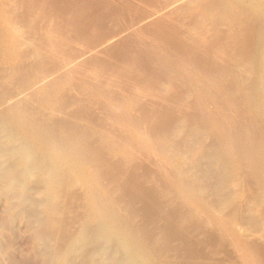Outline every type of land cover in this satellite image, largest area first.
Wrapping results in <instances>:
<instances>
[{"label": "bare ground", "instance_id": "bare-ground-1", "mask_svg": "<svg viewBox=\"0 0 264 264\" xmlns=\"http://www.w3.org/2000/svg\"><path fill=\"white\" fill-rule=\"evenodd\" d=\"M147 1L127 22L156 41L155 57L115 54L122 71L107 76L93 56L111 52L123 23L90 33L77 8L51 17L47 0H0V57L17 62L2 72L15 89L0 96V189L12 214L0 226L25 217L43 264H264V0ZM122 79L126 106L114 101ZM80 84L86 97L66 94ZM89 94L105 118L80 108ZM153 163L158 173L139 172Z\"/></svg>", "mask_w": 264, "mask_h": 264}, {"label": "rangeland", "instance_id": "rangeland-1", "mask_svg": "<svg viewBox=\"0 0 264 264\" xmlns=\"http://www.w3.org/2000/svg\"><path fill=\"white\" fill-rule=\"evenodd\" d=\"M48 2H49V7L48 8H46L47 9V12H48V14H51V17H52V12L54 11V13H55V11H56V13H58L59 14V16H61V15H63V14H61L63 11H64V15H74V13H75V15L77 14V15H80V21H78V22H80V24L81 25H83L84 27L86 26L87 28L89 27V31L90 30H93V32L95 33V31L96 30H94V29H97L99 26H100V28L102 27V30L104 31H110V28L111 29H113V27H114V30H118V28H119V26H122L121 24L123 23L124 25L123 26H126L125 28L123 27H121L122 29H125L124 30V32L122 33V36L121 37H119L120 38V41H118V42H113L114 44L112 45V47L109 49V50H111V52L110 53H112V52H115L114 50H116L117 52H115V53H113L114 55L116 54V55H118L117 57L119 58L120 56L121 57H124V56H126L125 58H132V56H133V58H139V60H140V57L142 58V57H144V58H154L155 56H154V52H156L158 49V47H156V45H155V43H156V41H153L151 38H150V36H149V34H147V33H142V32H140V30L139 29H137L135 26H133V27H130V25L131 24H129V22H131V19L130 18H132V16H133V14H135V12L138 10V12H142L141 10H147L146 12H148V9L147 8H149L148 6H152L151 4H150V2L149 1H147V2H145V4H144V0L142 1V0H111V1H109V0H86V2H85V0H83V1H81V0H71L73 3H71V1L70 0H47ZM54 1V3H56V4H58V6L57 5H55V4H52V2ZM62 1H64V2H62ZM65 1H66V3H65ZM68 1H70V3L71 4H69V2ZM76 1H77V4H76ZM106 1V2H105ZM107 1L109 2V3H107ZM130 1V2H129ZM134 1V2H133ZM146 1V0H145ZM68 2V3H67ZM86 3V4H84V3ZM93 2H96V3H93ZM98 2V3H97ZM115 2V3H114ZM120 2H122V3H120ZM127 2V3H126ZM132 2V3H131ZM80 5H79V4ZM88 3V4H87ZM91 3V4H90ZM105 3V4H104ZM124 3V4H123ZM91 5V6H93V7H91V6H89L88 7V5ZM111 6H110V5ZM115 4V5H114ZM125 4H128V5H125ZM148 4V5H147ZM150 4V5H149ZM67 5V7H65ZM69 5V6H68ZM70 5H71V7H70ZM75 6V8H73L74 6ZM103 5V6H102ZM109 5V6H108ZM120 5H122L121 7H119ZM130 5V6H129ZM135 5H137V6H135ZM143 5V9H142V6ZM55 6V7H54ZM62 6V8L63 9H60V7ZM101 6V7H100ZM127 6H129L130 8H128ZM144 6H145V8H144ZM87 7V8H86ZM98 7H99V9H98ZM106 9H105V8ZM109 7V8H108ZM111 7H114V8H112L111 9ZM77 8V10L74 12V10L73 9H76ZM82 10V11H80V9ZM86 8V9H85ZM115 8H117V9H115ZM137 8H139V9H137ZM69 11H68V10ZM109 9H110V11H109ZM150 9V8H149ZM53 10V11H52ZM79 10V11H78ZM103 10V11H102ZM116 10V11H115ZM120 12H119V11ZM126 10V11H125ZM144 10H143V12H144ZM62 11V12H61ZM78 11V12H77ZM86 11V12H85ZM90 12L89 14H88V12ZM99 11V12H98ZM100 11L101 12H103L102 14L100 13ZM104 11H105V14H104ZM118 11V12H117ZM122 11L124 12V13H122ZM61 12V13H60ZM72 12H74V13H72ZM77 12V13H76ZM81 12L82 13H84V14H82L81 15ZM97 12V13H96ZM138 12H136V13H138ZM78 13H80V14H78ZM85 13H87V17H86V14ZM92 13V14H91ZM93 13H96V14H93ZM100 13V14H99ZM108 15H107V14ZM120 13V14H119ZM128 15H127V14ZM131 13V14H130ZM58 14H54L55 15V17L58 15ZM111 14V15H110ZM123 14H124V16L125 17H123ZM53 15V16H54ZM85 15V16H84ZM92 15H94L93 17H92ZM96 15V16H95ZM102 15H103V17H102ZM114 15V16H113ZM116 15V16H115ZM119 15V16H118ZM131 15V16H130ZM50 16V15H49ZM81 16H82V19H81ZM107 16V17H106ZM113 16V17H112ZM120 16H122L121 18H119ZM77 17V16H76ZM89 17V18H88ZM92 17V18H91ZM102 17V18H101ZM116 17V18H115ZM136 17V16H135ZM79 18V17H78ZM76 19V21L77 20H79V19ZM86 18V19H85ZM95 18H97V19H94ZM103 18H106V19H103ZM110 18V19H109ZM119 18V19H118ZM129 18V19H128ZM88 19H90V21H91V23H90V21L88 20ZM102 19H103V24L101 23V21H102ZM112 19H113V21H112ZM116 19V20H115ZM81 20H83L85 23H83V21H81ZM87 20H88V22H87ZM97 20H98V22H97ZM119 20H121V21H119ZM127 20L129 21V22H127ZM75 21V22H76ZM95 23H99V24H95V25H97V26H95L93 23L94 22ZM106 21H108V22H106ZM82 22V23H81ZM108 23V25L106 24V23ZM119 22V23H118ZM127 22V23H126ZM88 23V24H87ZM89 23L90 24H92L91 26L89 25ZM113 23H115V24H113ZM120 24V25H118V24ZM85 24V25H84ZM105 27H103L102 25ZM106 24V25H105ZM112 24H113V26H112ZM63 25V28L65 27V24H62ZM61 25V26H62ZM99 25V26H98ZM128 25H129V27H130V29H129V27H128ZM61 26H57V28L59 27V28H62ZM106 26H107V28H106ZM111 26V27H110ZM91 27V28H90ZM116 27H118V28H116ZM66 28V27H65ZM64 28V29H65ZM93 28V29H92ZM104 28V29H103ZM120 29V28H119ZM126 29H127V31H126ZM66 30V29H65ZM88 30V29H87ZM131 33H130V32ZM67 32L69 33V36H71V33L73 34V36L74 35H77V33L75 34V32L74 31H72L71 29L69 30H67ZM71 32V33H70ZM92 32V33H93ZM132 32H133V34H132ZM90 33H91V31H90ZM123 34H125V36L123 37ZM128 35V36H127ZM122 38V39H121ZM129 40V42L127 43V41H124V40ZM132 39H134V40H132ZM117 40H119V39H117ZM121 40H122V43H121ZM131 40V41H130ZM147 41V42H146ZM120 43L122 44V45H120ZM149 43V44H148ZM124 44H125V46H124ZM130 44V45H129ZM133 44V45H132ZM144 44V45H143ZM126 45H128L127 47L128 48H130V49H128L129 51V53L128 52H126ZM146 45H147V47H146ZM76 46H79L78 44H76ZM116 46V47H115ZM139 46V47H138ZM116 49H115V48ZM118 47H120L119 49H121L122 51H124L123 53H122V51L121 52H119V50H117L118 49ZM133 47V48H132ZM148 47H150V48H148ZM131 48H132V50H131ZM133 49H135V50H133ZM141 49V50H140ZM131 50V51H130ZM135 51V52H134ZM126 52V53H125ZM108 53V52H107ZM107 53L106 54H104V53H101V54H99L100 56H93L94 57V59L95 60H99L100 62H101V65H104V66H107V69H105V71L104 72H106L107 74H109V73H111V74H114L116 71H114V70H117V69H122V67H120V68H115L114 66V64H113V61L116 63V62H118V61H116L117 59V57H116V55L114 56L113 55V57L111 58L110 57V53H108L109 55L107 56ZM117 53H122L121 55L120 54H117ZM127 54L128 56L129 55H131V57L129 56H127V55H123V54ZM140 54V55H139ZM123 55V56H122ZM2 56V55H1ZM51 56H53L54 57V54H52ZM111 56H112V54H111ZM157 56V58H163V57H165V58H169L168 57V55L167 54H157L156 55ZM204 56H207V55H204ZM93 57H91V58H93ZM100 57V58H99ZM102 57H104L105 59H103V60H101L102 59ZM7 58H9V57H7ZM99 58V59H98ZM115 58V59H114ZM10 59V58H9ZM107 59V60H106ZM110 60V61H109ZM138 62V61H137ZM141 62V61H140ZM3 63V64H2ZM12 63V64H11ZM16 63L17 62H14V61H12V62H3L2 60H1V57H0V92H1V94H0V96H5V95H7L8 94V92L7 91H10V92H12L15 88H13V86H12V83L10 84V83H7V81H6V77L4 76V75H2L3 73L2 72H4L5 70L6 71H8L13 65H16ZM144 63H145V65H144ZM112 64V65H111ZM138 64H140V63H138ZM140 65H142V67L144 66V67H148V69H149V71L150 72H154L155 71V67H154V63L152 62V63H150L149 61H146L145 60V62H143V60H142V63L140 64ZM152 66V68L150 67L149 68V66ZM111 66V67H110ZM212 66H214V68L212 67ZM113 67V69H111ZM105 68V67H104ZM209 68L210 69H216V67H215V65L214 64H209ZM120 69V70H121ZM151 69V70H150ZM113 71V73H112V71ZM100 71H102V70H100ZM122 71V70H121ZM105 73V74H106ZM155 73L157 74V75H162L161 77H163V79H165L166 77V75L165 74H160L159 72H156L155 71ZM111 74H109V75H107V76H110ZM150 79V78H149ZM152 79V78H151ZM150 79V81H148L149 83H150V85H154V83H157V82H154V80L152 81ZM156 81V80H155ZM121 82H124V88L123 89H121V91L119 92V97H120V100H114L115 102H117L120 106L122 105V106H126V101L128 100V99H132V96H131V94H130V90H131V86H132V84H130V82H128L127 83V81L126 80H124L123 81V79L121 80ZM154 82V83H153ZM5 84H7L6 85V88H5ZM9 84V85H8ZM3 86H4V88H3ZM8 88V89H7ZM9 88H11V89H9ZM176 88H178L177 89V91L178 92H184V91H186V87H184V85H178V86H176ZM183 88V89H182ZM126 89H127V91H126ZM72 90L73 91H71V90H67L66 92V94H68V95H71V93H73L72 95H74V93L76 94V96H81V98L82 97H86L87 96V91L89 90L88 89V87L87 86H85V85H83V84H80V85H78L76 88H72ZM92 90V89H91ZM182 90V91H181ZM9 92V93H10ZM79 92V93H78ZM122 92V93H121ZM123 92H126V93H124L123 94ZM121 93V94H120ZM3 94V95H2ZM127 94V95H126ZM125 95V96H124ZM8 96V95H7ZM36 97H37V95H35V97L32 95L31 97H30V99L29 100H32V102L34 103V108L35 107H37L38 109H37V111H39V109H40V105H36L37 103V99H36ZM88 97H89V101H86L82 106H80V108H85L86 107V105L85 104H87V106H91L92 107V109L91 110H93V112L91 111V114L92 113H95V114H92V116L94 115V116H96L97 117V115H96V113L98 114V117L99 118H96V117H92L93 119H101L102 117L103 118H105V116L106 115H104L105 113L104 112H99L98 110V112L96 111V107H94V105H92V101H90V100H93L94 98H95V95L93 94H89L88 95ZM32 98V99H31ZM35 98V99H34ZM122 98H124V99H122ZM148 97H146V98H143V103H144V105H146V106H152V104H155L156 106H162L163 105V100H162V98H160L161 99V102L159 101V98H157V100H156V103H155V99H156V97H153V98H151V99H147ZM126 99V100H125ZM154 99V100H153ZM154 101V102H153ZM165 101V100H164ZM146 102V103H145ZM157 102L158 103H162V104H160V105H157ZM166 102V101H165ZM164 102V103H165ZM151 105H150V104ZM0 107H2V105H0ZM36 109V108H35ZM40 111H41V109H40ZM99 114L100 115H102V116H99ZM243 114L246 116V117H248L247 116V114H246V112L244 113L243 112ZM105 122V124H108V128L109 129H113V130H115L116 129V125H114V124H112V122H111V120L110 121H104ZM107 122V123H106ZM85 123V120H83V121H79V124H84ZM6 126V127H5ZM8 124L7 123H3L2 125H1V128H0V130H2V131H6L7 129H4V128H8ZM2 127H3V129H2ZM112 127H114V128H112ZM88 130V129H87ZM90 130V129H89ZM117 130V129H116ZM1 131V132H2ZM93 132V131H92ZM91 132V133H92ZM95 136V135H94ZM94 136L92 135L91 137H90V139H91V141H94L93 143H95V138H94ZM94 138V139H93ZM96 144V143H95ZM116 149H118V148H116ZM110 154H108L107 156H109ZM144 162H148V161H144ZM148 164V163H147ZM152 168H148L149 170H147L146 169V171H145V168H143V169H141L139 172L141 173L142 171H143V174L145 173H148V174H150L152 171H155V172H157L158 173V168H156V166H155V164L153 163L152 164V166H151ZM156 169V170H155ZM152 170V171H151ZM149 171H151V172H149ZM142 174V173H141ZM150 184V183H149ZM0 187H1V184H0ZM2 192H3V190H1L0 189V194H2ZM4 194V195H3ZM2 195H0V201H1V203H0V214L2 215H0V221L2 222V221H4L5 219H7L8 217H11L12 216V214H10V212H8V210L6 209V194L5 193H3ZM226 194H227V192H226ZM8 195V194H7ZM2 197V198H1ZM3 201V202H2ZM139 206H140V204H138ZM3 209H4V211H3ZM6 209V210H5ZM6 211V212H5ZM5 212V213H4ZM8 214V216H6L5 217V215H7ZM4 216V217H3ZM1 218H4V220H1ZM24 219H25V222L26 223H28L27 221H26V218L25 217H23V219L22 218H18V220H17V218L15 219V220H13V222H12V224H10V227H12V229H10V227H8L7 228V225L6 226H0V233H2V234H4V235H2L1 234V236H0V243H2V241L4 240V243H6L7 241H8V239H7V241H6V239H5V234H7L10 238H12V240H11V242H10V247L7 245V247H5V248H3V246H1L2 247V250H1V247H0V250L2 251V255L1 256H3V258L5 259H3V258H1L0 260V263L1 264H4V262H5V264L6 263H9V264H11V262H12V260L9 258V256H11L12 255V257L11 258H14L13 259V261H14V263L15 264H40V263H42L41 262V258H39V257H37L36 258V256H37V253H38V251H35L36 250V246L38 245V240H37V238L35 237V231L30 227V225L28 226V227H30V228H28L27 227V224H25V222H24ZM16 222V223H15ZM25 224V225H23L22 226V224L23 223ZM136 223L138 222V220L137 221H135ZM18 224V226H16V225ZM16 226L15 228V230H13L14 229V227L13 226ZM2 227H5V228H2ZM27 227V230H25V228ZM13 230V231H10V230ZM18 229V230H17ZM24 231H23V230ZM3 230V231H2ZM32 231V232H30V231ZM18 231H21V232H18ZM246 231V230H245ZM244 230H243V232H245ZM16 233H18L17 235H16ZM11 234V235H10ZM30 234H32V235H30ZM15 237H14V236ZM8 236H6V238L8 237ZM18 238H17V237ZM30 236H31V238H30ZM4 238V239H3ZM35 240V241H34ZM17 242V243H16ZM8 243V242H7ZM6 243V244H7ZM34 243H37V245L35 246L34 245ZM5 244V245H6ZM4 245V244H3ZM35 246V247H34ZM111 246V245H110ZM113 249H117V246H115L114 245V247H113V245L111 246ZM35 249V250H34ZM37 249H38V247H37ZM12 250V251H11ZM228 250V249H227ZM10 251V253H11V255H9L8 254V252ZM13 252V253H12ZM37 252V253H36ZM227 253H229V254H227V256L229 257L230 255L231 256H233V258L235 257V255H233V254H236L235 252H231V250H228V252ZM39 255V254H38ZM218 255V257H222L223 256V258H224V256H225V258H227V256L226 255H224V254H217ZM5 256H8V258L11 260V261H9V259L6 257L5 258ZM230 256V257H231ZM237 258V260H238V255L236 254V257H235V259ZM7 259H8V261L9 262H7ZM78 259H80V260H78V261H81L82 259H84V258H80V257H78ZM16 260V261H15ZM2 261H4V262H2ZM40 261V262H39ZM14 263H12V264H14ZM43 264V263H42ZM238 264H241V262L239 263L238 262Z\"/></svg>", "mask_w": 264, "mask_h": 264}]
</instances>
